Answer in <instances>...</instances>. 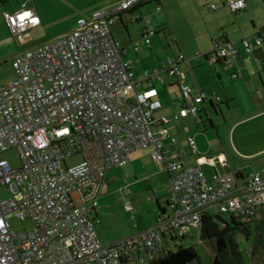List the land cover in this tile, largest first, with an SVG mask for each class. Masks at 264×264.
Returning a JSON list of instances; mask_svg holds the SVG:
<instances>
[{
  "label": "built area",
  "instance_id": "obj_1",
  "mask_svg": "<svg viewBox=\"0 0 264 264\" xmlns=\"http://www.w3.org/2000/svg\"><path fill=\"white\" fill-rule=\"evenodd\" d=\"M147 1L120 0L109 10H95L89 19L79 18L73 30L13 56L15 78L0 86V186L9 194L0 198V264H147L167 252L165 240L189 237L210 208L241 224L264 217V169L242 180L219 174L207 180L199 167L183 165L166 149L162 138L177 143L166 125L198 119L207 94L185 82L178 65L186 58L178 54L162 70L177 80L179 109L154 119L161 106L152 99L156 90L136 91L133 66L124 60L123 48L111 33L118 16ZM224 6L234 14L245 7V0H228ZM2 18L21 44L40 24L27 4L3 12ZM143 20L139 42L150 45L156 30ZM239 42L250 54L264 44V30ZM137 46L134 42L135 50ZM237 55L234 42H213L206 58L211 64H226ZM237 76L231 74L233 79ZM143 79L149 87L162 82L158 70L145 71ZM210 96L219 101L215 94ZM157 123L161 127L155 131ZM187 144L196 155L195 140L189 137ZM148 147L151 159L169 174L162 184L167 205L158 211L153 226L104 245L91 213L105 189L107 173ZM10 149L18 152V168L1 157ZM75 155L81 157L78 163L64 165ZM12 216L30 219L33 228L25 233L11 230Z\"/></svg>",
  "mask_w": 264,
  "mask_h": 264
},
{
  "label": "rangeland",
  "instance_id": "obj_2",
  "mask_svg": "<svg viewBox=\"0 0 264 264\" xmlns=\"http://www.w3.org/2000/svg\"><path fill=\"white\" fill-rule=\"evenodd\" d=\"M29 1L41 13L43 21L40 26L29 31L30 39L23 43L24 45L19 46L21 51L53 39L62 31L72 29L79 17L89 19L93 11L101 10L106 6V10H109L117 3V0H93L92 2L85 0ZM260 4L264 16V6L262 3ZM162 6L164 11H158L155 3L145 5L147 10L143 11V17L151 21V26L167 31L166 35H162L163 51L172 52L174 55L183 53L186 56L184 49L204 48L209 43L208 33L213 31L209 28L213 24L211 20L201 17L198 0H162ZM126 22L131 23L129 30L132 33H136L141 24V22H136L133 19H126ZM116 25L121 27L118 19ZM121 30L126 34L124 28L121 27ZM159 34H161L160 31ZM167 43L172 44L171 49L167 47ZM176 43L182 46L180 52H178ZM160 51L159 55L166 54L162 50ZM10 57H6L0 63V85L7 84L15 78ZM235 97V100L230 101L228 105L219 104V109L216 112L211 110L209 112L211 122L207 119L202 120L199 122V131L196 129L195 131L199 132L202 137L209 155L222 152L229 159L232 171L238 170L244 176H248L258 172L264 160L263 152L253 157L245 156L258 152L264 144V116L253 117L262 108L255 107L256 101L252 100L253 96H250L249 92L238 90ZM244 118L246 119L242 120ZM233 147L242 156L234 153ZM1 157L9 162L11 168L20 166L19 155L15 149L5 151ZM80 160L81 157L75 155L67 158L64 165L70 167ZM228 174L232 175L231 172ZM204 175L209 180L205 173ZM152 180L155 181L156 194H164L161 182L154 177ZM147 186L148 181L145 172L139 173L137 179L134 178L133 172L127 166L114 168L108 172V185L99 198L98 206L95 207L99 219L95 225V230L102 243H107V240H117L119 237L128 235L143 226L153 225L156 209L154 200H150L151 193ZM126 191H130L129 195L125 194ZM8 197L6 186H0V198L7 199ZM125 204H131L132 210L125 211L123 209ZM208 211L212 215H216L214 209L210 208ZM221 217L231 227L233 226L229 214H222ZM263 222L264 217L260 219L255 217L249 224L248 234L240 230L230 233V241L235 246V251L241 255L244 264H264V250L257 242L258 227ZM8 223L11 230L15 232L25 233L33 228V223L28 218L21 220L12 216L8 218ZM219 224L223 226L220 221ZM164 244H168L170 250L193 246L199 256V263L194 264H213L215 252L202 239L201 226L193 229L189 237L167 239Z\"/></svg>",
  "mask_w": 264,
  "mask_h": 264
},
{
  "label": "crops",
  "instance_id": "obj_3",
  "mask_svg": "<svg viewBox=\"0 0 264 264\" xmlns=\"http://www.w3.org/2000/svg\"><path fill=\"white\" fill-rule=\"evenodd\" d=\"M92 1L93 0L87 2ZM119 1L120 0H117L116 2L118 3ZM226 1L228 0H198V4L200 5L201 9L200 15L202 18L211 20L213 25L209 28V30L213 29V31H210L208 33L209 43H207L204 48L198 47V49L192 50L184 49L183 51L186 53V56L183 53H178L183 54L186 58L185 62H181L178 65V69L179 71L184 73L185 82L190 87L194 88V90L205 92L207 94V97L202 104V110L199 114L198 119L188 117L183 120L181 119L172 121L166 125L170 136L175 138L177 142L176 144H170L168 138H162L166 149L173 158L180 159L185 166L199 167L202 172L207 175V178L209 180L212 179L214 174H219L221 177L235 176L238 180L247 178L250 174L248 176H244V174L238 170L232 171L233 169L229 164V159L222 152H218L215 155L208 154V150L206 148V145L202 141V137L200 136L199 132L195 131V129L199 131V122L204 119H207L209 120V122H211L209 119V112L211 110L216 112L219 109V104L221 103H225L226 105H228L230 101H234L236 98V92L238 90L249 92L250 96H253V99H251L256 101L255 107L262 108V110L253 115V117L264 116V44H262L261 46L253 47L251 53L249 54L245 52L239 42V39L243 36L252 38L259 31L264 30V16L260 4L262 3V5L264 6V0H260V3L259 0H245V7L234 14L224 6V3ZM150 3H155L156 9L158 11H164L162 0H158V2L156 0H149L135 7L129 12L122 13L120 16H118L114 24L111 26V33L115 41L118 42L123 48L124 60L131 62L133 66L135 78L139 82V85L136 87V91L139 92L148 89L156 90V96L152 99L159 101L161 104L160 108L154 112V119L158 121L163 117H169L177 112L182 100V94L179 90L176 78L168 75L162 70V67L166 64L167 60L178 55H174L172 54V52L170 53L163 51L164 41L162 40V35H166L167 31L159 30L157 27L152 26L156 30V33L151 40V44L145 45L142 42H139L141 31L145 26L143 19H146L145 17H143V11L147 10V8L144 6ZM214 3H216V8L212 10L210 7ZM22 4H27L34 9L40 20V24L38 26H40L43 21L41 13H39V11H37L36 8L30 4L29 0H0V63L4 61V59L8 56H11L10 58L12 60L13 56L21 51L19 50V46L24 45L18 43L10 35L8 28L2 18L3 12H13L20 8ZM106 7L102 9H105ZM136 15L140 16L142 19L136 20ZM117 19L121 27L125 29L127 35L122 32L120 26L116 25ZM126 19H133L136 22H141L140 26L136 30V33L130 32L129 25L131 23L126 22ZM147 20L149 21L148 24L151 26V21L149 19ZM38 26L34 28H37ZM74 28L75 25L72 29L62 31L57 36L69 32ZM159 31L161 32V34H159ZM29 39L30 37L28 35L27 42L29 41ZM224 41L235 43L238 49V55L236 59L229 61L226 64H224L223 62H217L215 64L209 63L206 55L211 50L210 47L212 48L213 42ZM134 42H138L136 50L133 47ZM171 46L172 44L167 43V47H169V49H171ZM176 47L178 49V52H180L182 46H179L176 43ZM160 50H162L166 54L159 55L158 53L161 52ZM152 70L159 71L162 82L155 81L152 83L151 87H149L143 79V73L145 71ZM233 73H236L238 75L237 78H231V74ZM210 94H215L216 96H218L219 101H215V99L212 98ZM245 119L246 118L242 120ZM160 127L161 124L157 123V125H155L153 129L157 131ZM189 137H192L195 140L197 146L196 155H193L191 153L187 144V138ZM232 151L234 153H237L238 156H242L234 149V147ZM151 152L152 147H148L146 149L132 153L130 162L125 165V167H130L135 179L138 178L139 173L145 172L146 180L148 181L147 187L151 193L150 200H154V206L156 209L153 222L154 224L158 211L167 205L168 195L166 194L165 190L164 194L162 195L156 194V185L155 181L152 180V178H156L157 181L161 182L162 186L164 182L168 181L169 174L160 164L154 162L151 159ZM262 152L264 155V144L260 147L258 152L252 155L245 156L253 157ZM262 169H264V160L261 163V169L259 171H261ZM230 172L232 175L228 174ZM107 185L108 173L105 189ZM105 189L103 190L102 194L104 193ZM129 193L130 191L125 192V194L127 195H129ZM101 195L99 196V198L101 197ZM99 198L97 201V206ZM129 206L130 210H132V205L129 204ZM91 215L99 220L98 213L95 209L92 211ZM151 226L150 224L145 227L143 226L128 235L119 237L117 240H107V243H102L101 240L99 238L98 239L102 244L107 245Z\"/></svg>",
  "mask_w": 264,
  "mask_h": 264
},
{
  "label": "trees",
  "instance_id": "obj_4",
  "mask_svg": "<svg viewBox=\"0 0 264 264\" xmlns=\"http://www.w3.org/2000/svg\"><path fill=\"white\" fill-rule=\"evenodd\" d=\"M157 1V0H156ZM158 2V1H157ZM161 210V209H160ZM222 214L212 215L205 213L201 218L202 239L206 241L215 252L213 264H244L242 257L235 251L230 241L231 231L240 230L248 234L249 224H241L230 215L232 227L222 219ZM223 223V226L219 224ZM257 242L264 250V222L258 227ZM199 263V256L193 246L168 249L166 253L157 255L147 264H194Z\"/></svg>",
  "mask_w": 264,
  "mask_h": 264
}]
</instances>
